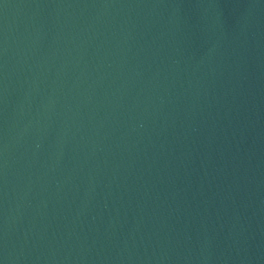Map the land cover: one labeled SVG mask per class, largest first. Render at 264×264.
Here are the masks:
<instances>
[{
  "label": "water",
  "instance_id": "1",
  "mask_svg": "<svg viewBox=\"0 0 264 264\" xmlns=\"http://www.w3.org/2000/svg\"><path fill=\"white\" fill-rule=\"evenodd\" d=\"M0 264H264V0H0Z\"/></svg>",
  "mask_w": 264,
  "mask_h": 264
}]
</instances>
